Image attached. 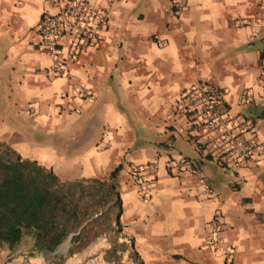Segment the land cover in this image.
Returning <instances> with one entry per match:
<instances>
[{"label":"crops","instance_id":"1","mask_svg":"<svg viewBox=\"0 0 264 264\" xmlns=\"http://www.w3.org/2000/svg\"><path fill=\"white\" fill-rule=\"evenodd\" d=\"M91 1L107 25L56 76L37 46L48 0H0V113L21 108L34 131H1L0 141L62 180L103 178L120 164L121 229L135 264H264L262 0H188L179 11L170 0ZM57 41L64 51L70 39ZM195 82L260 145L256 162L227 158L206 131L207 114L175 106ZM137 166L147 191L132 176ZM215 209L219 250L206 246ZM95 243L63 264H111Z\"/></svg>","mask_w":264,"mask_h":264},{"label":"trees","instance_id":"2","mask_svg":"<svg viewBox=\"0 0 264 264\" xmlns=\"http://www.w3.org/2000/svg\"><path fill=\"white\" fill-rule=\"evenodd\" d=\"M259 56L264 59V51ZM120 168L103 179L62 180L0 141V249L14 251L27 238L33 250L52 252L72 234L66 252L52 257L51 264H63L100 235L117 234Z\"/></svg>","mask_w":264,"mask_h":264},{"label":"built area","instance_id":"3","mask_svg":"<svg viewBox=\"0 0 264 264\" xmlns=\"http://www.w3.org/2000/svg\"><path fill=\"white\" fill-rule=\"evenodd\" d=\"M105 1L112 3L118 0ZM186 1L188 0H170V3L174 11H179ZM48 2L50 10L41 11L36 26L37 46L50 59V71L56 76H65L68 73V63L75 58L77 52L100 39L108 17L91 0H48ZM262 5L264 7V0ZM66 36L69 37L70 42L63 51L64 46L59 45L57 40ZM77 90L84 96L88 94L83 86H77ZM245 96L248 97V93H245ZM175 106L182 111L201 109L205 112L206 131L215 136V148L222 151L227 158L241 162L257 161L254 153L260 145L243 132L239 123L224 113L222 101L207 83L195 82L184 88L179 93ZM188 169L192 170L190 167ZM131 172L140 191H147L149 184L140 175L139 167L132 168ZM207 195L213 196L209 191ZM222 226V213L215 209L207 221L208 248L220 249L217 234ZM222 252L226 253L227 249H223Z\"/></svg>","mask_w":264,"mask_h":264},{"label":"rangeland","instance_id":"4","mask_svg":"<svg viewBox=\"0 0 264 264\" xmlns=\"http://www.w3.org/2000/svg\"><path fill=\"white\" fill-rule=\"evenodd\" d=\"M5 102H7V99L0 98V103L2 105H4ZM10 130H16L20 133L30 132L34 134V131L32 130V128H30L29 122L21 108H18L13 112L0 113V132ZM22 144L23 143H18L17 145L22 148ZM120 190L121 189L119 185V191ZM93 216H95V214H93ZM119 221L121 224V215L119 217ZM96 240L97 244L95 243V249L93 247L92 249L94 251H92L93 253H96L97 257L101 256L103 260V255H101V253L105 251L104 256L107 260V263L111 262V264H135L137 255L134 250L133 242L125 232H122V229L115 235L112 233L100 235L96 238ZM111 241L115 242V246H112L113 244ZM63 242H65V239L62 241V243ZM68 246L69 242L67 244V248ZM110 247H112V249H109ZM66 249H64L63 251L55 252L53 254L51 252H42V257L39 255L35 257V254L31 252L33 251V249L31 247L30 240L25 238L23 239L19 247L14 251H9L5 247H2L0 249V264H45V262L47 260H50V258H52L54 255H63L66 252ZM96 260H98V258ZM50 262H52V260H50Z\"/></svg>","mask_w":264,"mask_h":264},{"label":"bare ground","instance_id":"5","mask_svg":"<svg viewBox=\"0 0 264 264\" xmlns=\"http://www.w3.org/2000/svg\"><path fill=\"white\" fill-rule=\"evenodd\" d=\"M66 245H67V242H66V241L63 242L60 246L57 247V249H56L55 252L63 251V250L65 249ZM55 252H54V253H55Z\"/></svg>","mask_w":264,"mask_h":264},{"label":"water","instance_id":"6","mask_svg":"<svg viewBox=\"0 0 264 264\" xmlns=\"http://www.w3.org/2000/svg\"><path fill=\"white\" fill-rule=\"evenodd\" d=\"M71 235H72V234H69V235L65 238V241L67 242V244H68V242H69V239H70ZM61 244H62V242L59 243L51 253L53 254V253L56 251L57 247L60 246ZM66 248H67V245H66L65 249H66Z\"/></svg>","mask_w":264,"mask_h":264}]
</instances>
